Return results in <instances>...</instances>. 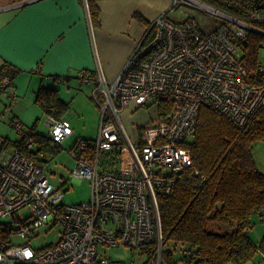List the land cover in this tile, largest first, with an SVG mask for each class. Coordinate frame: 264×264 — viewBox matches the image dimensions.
Masks as SVG:
<instances>
[{"label":"built area","instance_id":"1","mask_svg":"<svg viewBox=\"0 0 264 264\" xmlns=\"http://www.w3.org/2000/svg\"><path fill=\"white\" fill-rule=\"evenodd\" d=\"M181 1L199 3L174 0L175 6ZM254 6L249 21L207 7L224 19L209 33L195 20L180 24L164 13L151 23L114 81L97 77L93 97L102 111L99 137L90 143L80 141L71 150L78 162L74 177L91 183L88 201L64 203L65 192L50 180L45 166L18 149L11 151L0 136V264H126L103 252L124 247L142 249L145 264H165L159 196L170 194L176 178L193 165L185 144L196 132L201 108L211 107L244 128L264 107V82L257 81L264 78V43L255 72L241 50L249 33L264 36L257 26L264 24V0H255ZM89 77L82 75V81L90 82ZM8 85L9 79L4 80L0 92ZM8 95L12 102L17 100L12 91ZM131 109L157 111L156 118L139 128L137 143L122 118ZM14 126L33 149L32 130L17 120ZM48 126L54 143L62 145L73 135L68 119L50 116ZM125 143L133 164L103 168L102 154L115 148L120 150V165ZM24 212L29 215L24 217ZM6 220L20 222L21 228L15 230ZM57 225L62 227L58 243L45 248L30 244L42 229L50 232ZM15 235L26 242L14 244ZM150 248L155 252L151 258Z\"/></svg>","mask_w":264,"mask_h":264},{"label":"trees","instance_id":"2","mask_svg":"<svg viewBox=\"0 0 264 264\" xmlns=\"http://www.w3.org/2000/svg\"><path fill=\"white\" fill-rule=\"evenodd\" d=\"M99 1L88 0L95 27L101 26ZM232 1L240 4L245 13L250 14L256 8L255 0ZM135 18L150 31L151 23L138 13ZM189 20L194 19L188 18L180 24ZM257 26L264 30V24ZM263 43L262 34L251 32L241 45L244 58L253 72L259 67ZM20 73L19 68L5 63L0 67V83L8 78L10 88ZM95 76L96 72H91L90 80ZM60 79L56 78L57 82ZM69 79L65 77L63 82L67 83ZM257 81L263 83L264 78ZM35 103L48 117L59 120L65 119L71 110L70 104L61 99L57 88L41 87ZM160 106L161 113L164 107ZM31 129V139L39 145L37 151L27 148L28 139L12 141L4 138L9 146L32 159H38L40 154L53 156L60 152L62 145L52 142L47 135L37 133L35 125ZM80 141L90 143L93 140H78L75 146ZM258 142H264V107L244 128L237 127L211 107L201 108L196 132L185 144L191 151L193 165L176 178L170 194L159 196L164 263L249 264L258 254L264 255V237L256 243L249 236L256 223L255 217H264V172L258 169L254 158ZM106 155L107 163L102 162L103 168H118L121 159L119 148ZM148 251L150 258L153 257L154 248Z\"/></svg>","mask_w":264,"mask_h":264},{"label":"crops","instance_id":"3","mask_svg":"<svg viewBox=\"0 0 264 264\" xmlns=\"http://www.w3.org/2000/svg\"><path fill=\"white\" fill-rule=\"evenodd\" d=\"M25 1L0 0V67L10 63L19 68L21 85L27 80L34 94L41 87L59 89L61 99L69 104L70 93L63 92V86L74 85L94 94L97 77L102 75L112 82L120 75L147 33V27L135 18L137 13L148 23L164 13L175 22L184 21L170 17L174 0H100L99 27L92 22L88 0H39L13 8ZM83 71L89 76L96 72V78L83 82L79 79L85 75ZM65 77L70 78L67 83L63 82ZM56 78L61 79L57 82ZM17 101L18 97L11 104ZM17 105L13 122L20 120L21 105ZM5 111L12 112V106ZM136 112L128 110L125 116ZM65 119L70 121V117ZM254 158L264 172V142L256 144ZM249 236L256 243L263 239L264 217L255 223ZM249 264H264V255L258 254Z\"/></svg>","mask_w":264,"mask_h":264},{"label":"rangeland","instance_id":"4","mask_svg":"<svg viewBox=\"0 0 264 264\" xmlns=\"http://www.w3.org/2000/svg\"><path fill=\"white\" fill-rule=\"evenodd\" d=\"M199 3L193 1H181L170 12V17L174 20H185L189 17L193 18L200 26L204 33H209L217 29L224 19L218 14L208 10L212 8L216 11L222 12L233 18L247 20L250 19V14L243 12L240 4H236L232 0H197ZM175 6V4H174ZM173 6V7H174ZM233 25V24H232ZM20 75V74H19ZM17 76L15 78V86L8 88L7 91L0 92V136L9 138L12 141L21 139L18 135V131L14 126L12 116L14 109L20 103V121L25 129H30L35 125L36 132L43 135L50 134V127L48 126V116L43 112L41 107L35 103L36 94L30 88V84L27 80L21 85L23 77ZM21 86H27L25 89ZM12 91L18 97L16 104H11L8 92ZM62 91L70 93L68 100L71 105V110L67 113L66 117H70L71 126L73 129V135L64 141L62 148L57 155H38V160L45 166L46 173L50 180L65 192L63 202L66 204H79L86 202L90 199L92 193V186L88 179L80 181L73 175V170L76 168L78 162L72 155L71 150L74 148L76 142L82 139H91L96 141L100 134L102 111L93 99V94L88 93L86 89H81L72 85V88L62 87ZM63 96V94H62ZM104 103V100L102 99ZM12 106V112L5 111ZM142 113V117L139 114ZM157 111L138 110L135 115L131 117L122 116L124 124L128 130L129 136L134 143L138 142L140 137V129L149 122L148 118H156ZM140 120H147L145 123H140ZM39 145L34 146V150H38ZM8 148L13 151L16 148L9 146ZM124 158L118 169H125L127 166L133 164L134 157L127 143L122 147ZM106 153L102 154L103 164L107 163ZM117 168V167H116ZM112 169V168H111ZM114 170V168L112 169ZM24 217L29 215V212L22 213ZM256 223L259 221V217H255ZM6 222H13V228L19 230L21 228L20 222H14L13 220H6ZM62 227L57 225L53 230L47 232L46 229H42L40 236L31 241L30 244L34 248H45L50 244H56L61 238ZM14 244L25 243L26 240L18 235L13 237ZM107 255H110L112 259L123 261L126 264H145L147 261L146 255L142 249H133L124 247L120 249L111 248L104 249ZM166 264V263H165Z\"/></svg>","mask_w":264,"mask_h":264},{"label":"water","instance_id":"5","mask_svg":"<svg viewBox=\"0 0 264 264\" xmlns=\"http://www.w3.org/2000/svg\"><path fill=\"white\" fill-rule=\"evenodd\" d=\"M36 1H39V0H32V1H30V2H25V3L23 4V6H26L27 4L32 3V2H36ZM23 6H22V7H23Z\"/></svg>","mask_w":264,"mask_h":264}]
</instances>
